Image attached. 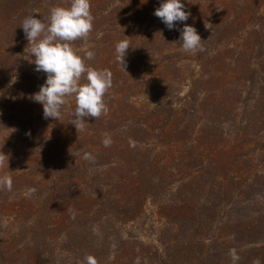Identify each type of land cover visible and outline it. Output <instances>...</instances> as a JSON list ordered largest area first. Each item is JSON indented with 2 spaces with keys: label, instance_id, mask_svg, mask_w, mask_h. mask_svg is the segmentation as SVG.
<instances>
[{
  "label": "rangeland",
  "instance_id": "1",
  "mask_svg": "<svg viewBox=\"0 0 264 264\" xmlns=\"http://www.w3.org/2000/svg\"><path fill=\"white\" fill-rule=\"evenodd\" d=\"M146 1L150 13L144 15L146 22L143 26L135 24L128 28L125 25V32L135 30L131 45L138 43L139 37L146 32L165 26L154 15L161 0ZM192 1L195 0H181L185 11L190 12L187 7L193 6ZM207 1L210 7L217 4L216 0ZM70 2L0 0V147L10 154L9 164L6 163L4 169L5 174L13 179L11 191L0 189V264H85L84 258L89 255L96 258L97 264H233L229 254L231 249H235L240 257L236 264H253L256 260L264 264V251L254 252L257 247L264 246V235L260 240H248L246 232L254 223L264 229V69L254 64L253 70H242L252 61L247 58L249 53L237 68L244 77L225 69V74L233 77L240 87L239 92L236 90V94L222 99L221 104L227 103L226 110L222 105L217 109V115H220L217 121L223 122L227 134L224 146L232 144L233 139L240 135L244 148L234 157L229 154L226 162L223 161L227 169L225 166H210L214 160L208 154H201L200 170L197 167L181 174L175 170V180L164 181V188L156 195L137 200L134 167L115 163V160L114 165L102 167L95 159L86 160L83 179L70 183L72 189L76 188L73 190L76 194L83 190L85 195L76 203L68 223L58 226V211L56 214V211L43 209L44 215L40 216L39 207L47 191L42 181L52 183L54 162L47 155V169H37L36 163L43 157L45 149L54 146L50 139L55 130V119H45L42 104L30 99L45 83L47 74L35 70L32 63L35 57L29 54L31 45L21 24L30 14L47 22L51 8H67ZM116 2L108 1L109 10L116 11ZM91 14L94 22L88 38L74 41L72 47L76 53L82 52L83 57L88 51L95 53L93 59H85L88 66L115 71L113 86L104 96L108 107L104 115H114L119 121L107 125V129L127 131L138 127V120H141L146 124L145 128L159 131L162 125L148 123L150 119L155 114L166 117L169 114L167 104L177 109L184 108L193 75L200 72V63L191 59L192 53L183 50L178 37L180 32L177 29H182L189 19L184 23L176 22L175 29H167L176 37L173 46L167 49L171 55L147 56V51L132 53L129 48L126 63L136 60L140 67L127 73L118 62L110 66L111 58L116 55L114 39L120 33L116 24L120 25V18H126V14L118 11L115 17L107 20L101 18L100 11ZM238 14L245 15V11L239 10ZM191 17L197 15L193 12ZM210 18L197 29L201 38L210 34ZM257 25L258 31L262 32L264 19L237 24L240 31L235 32H240L237 35L240 36L248 32L247 28L251 30ZM231 57L232 54L227 56ZM20 80L23 85L17 87ZM201 98L202 102L196 104L194 111L188 110L187 118L196 114L191 128L199 126L203 129L201 124L209 118L210 102L203 95ZM74 99L67 98L69 103ZM259 100L263 101L255 108ZM17 111L21 117L12 118L5 124L3 117L15 115ZM184 120L181 118L177 123L183 124ZM19 130L23 133L16 137ZM22 147L27 148V157L18 160L11 154ZM80 152V149L71 151V157ZM105 172L113 175L114 180L103 182L101 188L96 187L97 178ZM197 172L199 175L195 174ZM27 176H34V181H23ZM157 176L156 180L162 179ZM118 177L126 179L122 187L115 186ZM150 179L146 176V184ZM28 188H35L36 192L26 194ZM72 198L69 196L68 201ZM106 198L112 199L113 204ZM136 206L141 211L132 219ZM80 222L83 228L68 240L70 226ZM123 240L128 246H134L136 251H127L117 257Z\"/></svg>",
  "mask_w": 264,
  "mask_h": 264
},
{
  "label": "trees",
  "instance_id": "2",
  "mask_svg": "<svg viewBox=\"0 0 264 264\" xmlns=\"http://www.w3.org/2000/svg\"><path fill=\"white\" fill-rule=\"evenodd\" d=\"M108 1L98 2V0H95V2H91V13L93 11H100L101 18L105 20L115 17L118 11L124 13V15L126 14V18H120L121 24H116L118 25L116 26L117 30L119 29L118 32L120 33L116 35L117 38L114 39V44L124 39L131 42V37L135 35V30L125 32V25L128 28H131V25L135 24L140 27L143 26L146 22V19L143 18L144 15L150 13L148 2L146 0H117L115 11L109 10ZM215 3L217 4L214 7H210L207 0H195L192 1V7H187V10L197 15L195 18H189L187 24L191 26L195 25L193 27L197 25L196 29L205 25L210 18V12L211 31L209 35L201 38L203 40V51L198 50L190 56L191 59L200 63V72L193 75L191 89L185 100V107L177 109L172 104H167L169 114L166 117L155 114L148 122L153 125H162L159 131L145 128L144 125L146 124L141 120H138L137 125L139 124V126L134 129L132 128L127 131L109 130L107 129V125L117 124L119 119L114 115L103 114L98 119L85 118L84 127L78 129L77 132V129L71 123L75 119L73 114L76 106L75 99L70 103L67 102L62 107L61 116L59 120H55V130L51 134L52 138L50 140L54 143V146L53 148L45 149L42 153L43 157L36 163L37 169L44 167L47 169V155L52 157L54 162V166H52V170L54 171L52 183L49 184L47 180L42 181V185L47 187V191L39 207L40 216L41 214L44 215L43 212L45 210L56 211V214L58 211V226L61 227L68 223L67 220L71 218L76 203L82 201V197L85 195L83 190H79L76 194L73 191L76 188L72 189V185H70L74 181L83 179L84 162L86 161L84 159L85 153H89L98 162L97 164L100 163L102 167L114 165V160L115 163H123V165L134 167L136 169L134 173V191L136 193L135 197L139 200L147 199L149 195H156L158 191L164 188V181L174 179L175 170H178L181 174L186 171H192L193 168L198 167L199 169L198 163L203 161L201 154L211 156L210 159H213L214 162L210 166H225L224 169H227V164H223V161L226 162L225 159L229 158L228 155L231 154L234 157L236 152L241 153L240 151L244 150L241 146L242 138L240 135L233 139L232 144L224 146L227 134L225 133L226 130L223 122L217 121V116H220L217 115V109L222 105L223 109L226 110L227 103L221 104L223 103L222 99L229 98L231 95L239 92L240 85L236 84L235 79L230 77L228 73L225 74V69L228 70L227 72L233 73V75L244 77L241 72L239 74L237 68H240L239 65L243 63L248 53L249 57L247 58H251L252 61L242 70H253L252 67L257 64V66L264 69V30L262 32L258 31L259 25H257L251 30L247 28L248 32L240 34V36H237L240 32H235L240 31L236 26L237 24H248L264 19V14H262L264 0H216ZM239 10L241 12L242 10L245 11V15L240 16L238 14ZM235 12H237V15ZM111 23H116V21H112ZM107 26L108 24L103 27ZM167 29L166 26H161L155 28V31L146 32L145 35L139 37L138 43L130 44V48L132 49L130 51L132 53L147 51V56L171 55L172 53L167 49L171 45L173 46L176 37L170 35ZM77 54L83 57L82 52H78ZM229 54H232L231 58H227ZM117 62L116 55H114L111 58L110 66H115ZM139 67V62L131 60L126 63L125 70L127 73L135 72ZM111 72L112 75L115 74V71ZM22 85V80L16 84L17 87H21ZM236 90L237 92L235 93ZM201 95L206 98L207 102H210V107L207 110L209 118L204 124H201L203 129L199 128V126H192L193 128H191L190 125L194 122L193 118L196 114L190 116L192 119L187 122V119H190L187 118L189 117L188 110L194 111L196 109V104L202 102ZM262 101H257L255 108L261 105ZM217 103L219 104L217 105ZM184 111L185 114H182ZM19 117H21L20 112L17 111L15 115L3 117V121L5 124H8L10 119ZM181 118L185 120L183 124L180 123L179 125L177 122L181 121ZM172 124H174L173 127H168ZM22 133V130H19L16 137H18V134L21 137ZM42 135L45 138L44 132H42ZM106 139L110 140V146H105L104 141ZM76 149H80L82 152L71 157V151ZM0 152H3L7 156L10 155L3 148L1 149V147ZM11 155H16L18 160H23L27 157V148H19L17 152H13ZM5 166L6 163L0 169V176L5 174ZM106 172L101 173L100 178H97L96 185L94 184L96 187L101 188L103 182H107L108 180L111 183L114 180L112 178L113 175H108ZM195 174L199 175V172ZM157 175L162 177V179L156 180L155 177ZM146 176L151 177L149 184L145 182ZM34 179V176H27L22 180L32 182ZM124 180L126 179L119 178L115 186L122 187L125 182ZM262 180H264V177ZM69 196L73 197L70 201H68ZM108 199L106 198V200ZM110 203L113 204L112 199ZM138 209L136 206L137 211H135L136 213L132 219H135L137 214H140L141 210ZM70 227L68 240H72L70 237L77 236L83 228L81 222ZM246 232L248 240H260L261 235H264V229H260L257 223L250 225L246 229ZM118 248L117 257H119V254H125L127 251H136L134 246H128L125 240H123V245ZM256 251H264V246L257 247L254 249V252Z\"/></svg>",
  "mask_w": 264,
  "mask_h": 264
},
{
  "label": "clouds",
  "instance_id": "3",
  "mask_svg": "<svg viewBox=\"0 0 264 264\" xmlns=\"http://www.w3.org/2000/svg\"><path fill=\"white\" fill-rule=\"evenodd\" d=\"M90 9V0H71L70 7L51 8L47 22L30 14L21 24L25 38L31 45L29 54L35 57L32 61L35 70L47 74L45 83L30 99L42 104L45 119L59 120L61 109L68 102L67 98L74 97L75 119L71 123L77 132L84 127L85 118L98 119L108 112L104 96L113 86L110 70H97L85 63V59L94 58V52L88 51L86 57H81L72 47L74 41L86 40L93 29L94 17ZM184 9L185 5L181 0H161L154 15L172 30L176 28V22L184 23L189 19L191 13ZM177 30L180 32V45L185 52L203 51V40L195 27L184 23L183 28ZM130 47V41L127 39L115 45L116 59L124 70L125 57ZM104 144L110 146V140L106 139ZM84 159L93 158L89 153H85ZM5 163L9 164V157L0 152V168ZM12 188V177L0 176V189L11 191ZM35 192V188H28L26 194ZM229 254L233 264H236L240 259L236 250L231 249ZM84 260L85 264H97L96 258L91 255L86 256ZM253 264H260V261L256 260Z\"/></svg>",
  "mask_w": 264,
  "mask_h": 264
}]
</instances>
